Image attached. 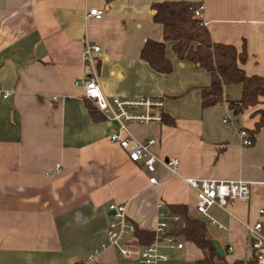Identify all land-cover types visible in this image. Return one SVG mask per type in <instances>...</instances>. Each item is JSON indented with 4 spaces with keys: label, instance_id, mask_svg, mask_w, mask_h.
<instances>
[{
    "label": "crops",
    "instance_id": "0c3cea01",
    "mask_svg": "<svg viewBox=\"0 0 264 264\" xmlns=\"http://www.w3.org/2000/svg\"><path fill=\"white\" fill-rule=\"evenodd\" d=\"M174 1L203 4L214 43L245 48L240 66L249 77H264V0H0V90L11 94L0 99V264H88L106 241L110 204L125 205L138 232L154 233L161 220L168 222L175 242L161 241L166 260L159 264H196L205 257L180 235L184 219H174L173 205H185L191 217L205 221L223 264L252 259L245 225L264 226V128L251 146L242 144L240 132L251 137L264 97L236 115L227 102L241 100L243 88L231 85L224 88V103L202 107L200 89L210 85L211 75L180 60L154 21L153 6ZM91 9L104 15L87 18ZM149 40L165 43L170 74L141 58ZM87 43L102 48L98 73L108 97L163 100L169 123L128 127L141 142L155 139L157 156L178 158L177 175L158 166V184H151L143 165L110 142L118 124L99 111L98 120L92 116L94 104L77 84ZM57 165L61 170L54 173ZM185 178L246 181L251 197L229 202L226 210L212 207L213 224L197 213L198 192ZM123 244L131 258L108 249L99 264H139L147 245L135 234Z\"/></svg>",
    "mask_w": 264,
    "mask_h": 264
},
{
    "label": "built area",
    "instance_id": "2783aa9c",
    "mask_svg": "<svg viewBox=\"0 0 264 264\" xmlns=\"http://www.w3.org/2000/svg\"><path fill=\"white\" fill-rule=\"evenodd\" d=\"M205 6L199 5L194 10V15L202 19V24L206 26L203 19ZM103 10L91 9L87 12V18L95 17L102 18ZM100 46L87 43L83 52L84 77L77 82L84 89V98L94 104L101 112L107 121L118 124V130L113 133L109 140L112 144H116L124 149L129 159L134 163H140L151 175L149 181L151 184H158L154 173L158 166L165 167L172 175H177V168L180 160L175 157L161 158L157 156L152 147L156 145L155 139L141 142L129 130V124H152L163 123L164 102L161 98L142 97V98H123L119 96L108 97L101 86L97 55L101 52ZM9 92L0 90V99L6 100L10 97ZM227 119H224L226 122ZM242 144L251 146L253 141L248 136L247 132L241 131ZM61 165H57L54 173H59ZM186 184L198 192V201L196 211L198 214L213 224L217 221L210 215L209 210L217 206L226 210L229 202L244 201L247 202L251 197V187L246 181H214L206 179L185 178ZM158 209L164 211L163 203H159ZM109 211L111 220L107 230V238L88 258V264H99L101 254L108 249H116L118 253L125 257L131 258L133 251L124 246L123 241L134 235L136 226L131 223L126 214V206L120 204H110ZM261 217L264 216V203L259 210ZM179 220L178 216L174 217ZM249 236V247L256 251L257 263L264 264V226L262 222H257L254 225H245ZM168 222L161 220L154 229L155 240L153 244L145 247L140 257L139 264H159L166 260V256L160 252L161 241H166L169 245H173L175 239L167 234ZM182 248V244H177V248Z\"/></svg>",
    "mask_w": 264,
    "mask_h": 264
},
{
    "label": "trees",
    "instance_id": "16d2710c",
    "mask_svg": "<svg viewBox=\"0 0 264 264\" xmlns=\"http://www.w3.org/2000/svg\"><path fill=\"white\" fill-rule=\"evenodd\" d=\"M199 5L186 1H174L155 4L154 21L163 26L164 41L173 43L176 56L194 64L198 69H203L211 75V83L201 88L202 107L204 109L218 106L225 102L224 88L231 85H242V97L238 101H229L228 107L234 114H242L245 110L259 104L264 97V77L247 76L240 64L246 63L247 52H242L234 46L216 44L212 40L207 27L202 24V19L195 17L194 10ZM165 43L147 41L141 52V58L151 65L154 71L161 74H170L173 65L166 56ZM92 116L98 120L99 112L90 106ZM261 118L256 123L255 130L251 132L254 141L256 135L264 128V111L259 112ZM163 122L169 123L163 115ZM173 215L184 219V226L180 235L185 241L194 243L205 252V257L196 264H223L224 256L218 255V245L210 238L205 221L194 219L190 216L185 205L168 207ZM135 236L147 246L153 244L155 234L145 231L138 232ZM253 256L247 264H258L257 253L252 250ZM226 264V263H225ZM235 264H244L239 261Z\"/></svg>",
    "mask_w": 264,
    "mask_h": 264
},
{
    "label": "water",
    "instance_id": "95a60500",
    "mask_svg": "<svg viewBox=\"0 0 264 264\" xmlns=\"http://www.w3.org/2000/svg\"><path fill=\"white\" fill-rule=\"evenodd\" d=\"M156 13V11L154 12V14ZM218 255L219 256H224V254H223V251H222V249H221V247H218Z\"/></svg>",
    "mask_w": 264,
    "mask_h": 264
}]
</instances>
